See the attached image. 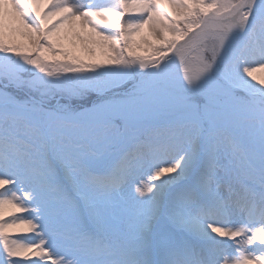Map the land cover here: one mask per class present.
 <instances>
[{
    "label": "snow or ice",
    "instance_id": "6c2138e0",
    "mask_svg": "<svg viewBox=\"0 0 264 264\" xmlns=\"http://www.w3.org/2000/svg\"><path fill=\"white\" fill-rule=\"evenodd\" d=\"M257 70L264 0H0V264H264Z\"/></svg>",
    "mask_w": 264,
    "mask_h": 264
},
{
    "label": "rangeland",
    "instance_id": "374dc122",
    "mask_svg": "<svg viewBox=\"0 0 264 264\" xmlns=\"http://www.w3.org/2000/svg\"><path fill=\"white\" fill-rule=\"evenodd\" d=\"M142 35H146V30L142 31L141 35L136 36L135 39L137 41H139L141 39ZM135 51L141 55L146 54V52L144 51L143 45H141V47H139V48H136ZM83 58L86 60L89 59V57H87V56H83ZM253 75H255L258 80H264V70H257L253 73Z\"/></svg>",
    "mask_w": 264,
    "mask_h": 264
}]
</instances>
